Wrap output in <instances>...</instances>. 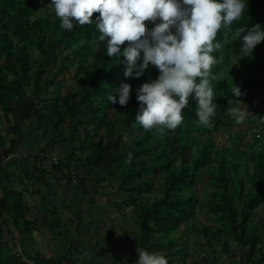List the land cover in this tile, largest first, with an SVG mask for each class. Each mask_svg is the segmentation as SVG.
Listing matches in <instances>:
<instances>
[{
  "label": "trees",
  "instance_id": "trees-1",
  "mask_svg": "<svg viewBox=\"0 0 264 264\" xmlns=\"http://www.w3.org/2000/svg\"><path fill=\"white\" fill-rule=\"evenodd\" d=\"M50 2L0 0V123L10 125L8 130L0 125V238H9L0 241V264H101L103 260L119 264L125 254L121 255L123 250L117 246L113 249L111 235L97 226L83 239L73 238L61 211L58 222L56 203L47 194L60 189L73 192L70 210L84 199L91 205L93 198L83 189L88 179L115 181L117 196L125 195L124 205L135 209L138 249L160 252L169 264H213L207 254L199 260L198 253L174 235L181 227L188 230L195 217L200 202L195 189L206 173L208 183L216 189L213 197L221 200L213 202L209 211L221 222L218 234L230 238L223 241L225 251L235 252L238 264H264V216L258 223L253 221L255 211L264 209V146L257 154H244L248 166L239 161L238 149L227 154L215 150L210 138L221 128L237 140L246 134L234 130L237 120L226 112L238 106L232 86L240 87L243 95L236 99L241 103L264 96V41L251 55L239 59L240 42L235 39L241 27H264V0H247L241 20L233 23L231 31L222 27L217 33L222 47L212 54L217 63L211 68L210 86L218 106L211 125L198 124L196 102L189 98L181 125L166 130L163 136L135 121L136 89L149 78L155 79L157 69L149 66L139 78H125L124 65L119 63L123 56L110 59L105 48L96 50L99 33L95 19L99 13L90 17L92 24H77L68 31L60 28V19L48 7ZM230 52L235 56L230 58ZM66 67L73 68L74 87L63 98H49L50 87L60 85L58 76ZM121 83L132 88L124 107L108 102ZM262 118L264 114H254L252 130L264 127ZM26 121L31 122L29 129H35L31 140L24 137ZM9 133L15 136L10 141ZM39 140L46 142L33 152ZM252 140L264 145V135L258 132ZM47 153H52L49 160ZM11 157L14 160L10 161ZM84 171L86 177H82ZM239 171L245 178L236 180ZM155 176L162 177L161 198L148 204L144 195L153 193ZM23 191L29 195L27 201ZM235 200L238 206L234 208ZM87 220L77 214L76 221H82V226L89 223ZM191 230L199 233L194 226ZM35 232L50 235L48 242L57 247L53 250L56 256L51 252L46 257L32 249ZM56 237L60 238L57 243L53 240ZM16 247L18 252L9 253Z\"/></svg>",
  "mask_w": 264,
  "mask_h": 264
},
{
  "label": "clouds",
  "instance_id": "clouds-1",
  "mask_svg": "<svg viewBox=\"0 0 264 264\" xmlns=\"http://www.w3.org/2000/svg\"><path fill=\"white\" fill-rule=\"evenodd\" d=\"M246 5L247 0H51L48 7L60 19V28L68 31L77 24H92L90 17L99 13L95 19L99 33L96 50L105 48L110 59L123 56L119 63L124 65L125 78H139L149 66L157 69L155 79L149 78L136 89L135 121L143 129L163 136L166 130L181 125L182 110L189 106V98L196 102L198 124L211 125L218 106L210 86L211 68L217 63L212 54L222 47V42L216 40L217 33L222 27L231 31ZM235 39L240 42L239 59L248 57L264 41V27H241ZM230 91L238 106L229 112L242 124L249 113L236 98L243 93L237 85ZM131 92L130 84L121 83L108 96V102L124 107ZM259 120L264 122V118ZM135 264L169 262L161 253L137 248Z\"/></svg>",
  "mask_w": 264,
  "mask_h": 264
},
{
  "label": "rangeland",
  "instance_id": "rangeland-1",
  "mask_svg": "<svg viewBox=\"0 0 264 264\" xmlns=\"http://www.w3.org/2000/svg\"><path fill=\"white\" fill-rule=\"evenodd\" d=\"M230 54V58L234 57L235 54ZM35 55V53H34ZM233 65V63H232ZM59 76L58 80H60V85L50 87L49 92V98H63L66 96V94L69 92V89H72L74 87V71L73 68L66 67ZM52 70V67H50ZM46 79V78H44ZM24 85H27V81L24 82ZM29 89L28 91H30ZM260 94V93H259ZM260 96V95H259ZM258 98H252L249 100V102L242 103V105L246 108L247 112L249 113L246 119L242 124H238L234 127V130H238L241 132H245L244 136H242V139L237 140V138L234 135H231V132H228V129L221 128L217 131V133H213L210 138L213 143V149L215 150H225L226 154L229 152L232 148L238 149L241 153L239 154L240 162H243L246 165H250L248 163V159L244 156H249L251 154H257L260 152V150L263 149V146H260V144H254L252 140V136L258 132V134L264 135V127L257 128V131H253L250 129L252 126L250 124L251 120L253 119L254 114L256 113L258 116L264 114V96H260ZM46 95L42 94V98H45ZM227 113H230L229 110H226ZM1 114V113H0ZM12 116H10L11 119ZM231 118L235 119L236 117L231 114ZM4 120V119H2ZM237 120V118H236ZM30 121H26L23 125V128L25 129L24 137L25 139L31 140L33 139L35 129H29L27 127L28 124H30ZM2 129H7L10 127V125L5 124L3 122L0 123ZM8 130V129H7ZM230 131V130H229ZM252 132V133H251ZM12 138H15V136L10 135V133L7 136V140L10 141ZM201 137L197 136L196 140H200ZM205 139V136L203 137ZM26 141V140H25ZM22 141V153L26 152V144ZM46 141H40L36 142L35 152L36 150H40ZM29 147V146H28ZM25 148V149H24ZM48 157L47 160L51 158L52 153H47ZM225 154V155H226ZM59 157V154H57ZM229 159V158H227ZM14 160V158H10V161ZM9 161V162H10ZM49 164V163H48ZM178 164V163H177ZM11 170H14L13 165L10 167ZM82 177H86V172H82ZM236 180H240L242 178H245L242 176V172L239 171L237 176H234ZM244 180V179H243ZM115 181H109V182H102L97 183L93 179H88L83 184V189L89 194V197L93 198V203L91 205H88V202L82 200L80 204L73 206V209L70 210L68 205L73 197V192L70 190H64L60 189V192L58 193H52L51 195L49 193L48 196L52 197L51 199L53 202L56 203L57 208V220L60 223V211L62 212V220L65 225L69 226L70 231L72 233V237L76 238L77 240L83 239L85 237V233L87 232H93V228L99 227L101 232L106 233L107 236L111 235L113 238V249L117 246V250H123L122 254H125V257H122L123 259L121 261H118L119 264H135V261L137 259V248H138V239L136 238V235H138V226L136 224V216L134 213V208L132 206L126 207L124 203L122 202L123 196H117L116 193V185L114 183ZM18 188V187H16ZM247 189V188H246ZM162 190V177L161 176H155L154 177V191L151 194L144 195V200L146 203H150L152 200L160 199V191ZM196 192L198 194L199 198V204L196 207V214L193 220L189 222L188 230H185L181 227L180 231L174 232L175 236H178V238H181V241L186 243L188 248L191 251H194L198 253V259H202L204 255H208L209 259L211 258L214 263L213 264H238L239 257L235 254V252H232L231 254L227 253L224 249V242L226 240H230V238L226 234H218V230L221 228V222L217 220L216 215H214V212H210L209 208L212 207L213 202H220L221 200L219 198H214L213 194L216 193V189L210 186V184L207 181V173L203 176V179L199 181ZM31 191V190H30ZM23 198L24 201H27L29 198V195L27 196L26 193L23 191ZM58 195V197L56 196ZM87 199V197H86ZM29 204L31 205V199H29ZM238 206L237 201L235 200L234 208ZM208 208V209H207ZM72 211H77V213H72ZM81 212V213H80ZM256 217L254 218V222L258 223L262 220L264 216V209L261 207L260 209L256 210ZM77 214H81L82 218H89L87 222L85 223V226H82V221L77 222ZM92 219L94 221L92 222ZM49 221V219L47 220ZM76 221V223H75ZM78 224V226H76ZM194 226L196 229L199 230V233H195L191 230V227ZM83 227V228H82ZM82 228V229H81ZM123 229V230H121ZM13 231V229H11ZM191 230V231H190ZM78 234V232H81ZM46 232V231H45ZM50 232V231H49ZM61 232L63 230L61 229ZM52 234V232H50ZM92 234V233H91ZM16 235V232L14 233ZM259 235H261V232H259ZM32 238L34 240V243L32 244V249L34 251H40L44 256H49L51 253L54 256V249L57 248L52 245L51 246L48 242L50 239V235L43 236L39 232H35L32 235ZM104 238V237H103ZM9 238L7 237H1L0 241L5 242ZM59 237L53 238L54 242L57 243L59 240ZM93 243L94 241L91 240ZM105 246V245H104ZM20 249L19 247L10 249L9 253L12 252H18ZM60 252V248L57 250ZM161 251V250H160ZM163 252V251H162ZM160 253V252H158ZM88 253L85 254L84 257H86ZM116 254H119L116 252ZM215 257V258H214ZM210 259V262H211ZM2 260V259H1ZM3 261V260H2ZM110 260H103L100 262L101 264H108Z\"/></svg>",
  "mask_w": 264,
  "mask_h": 264
},
{
  "label": "built area",
  "instance_id": "built-area-1",
  "mask_svg": "<svg viewBox=\"0 0 264 264\" xmlns=\"http://www.w3.org/2000/svg\"><path fill=\"white\" fill-rule=\"evenodd\" d=\"M52 161H53V164H56L57 163V160L56 159H52Z\"/></svg>",
  "mask_w": 264,
  "mask_h": 264
}]
</instances>
